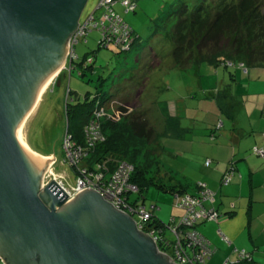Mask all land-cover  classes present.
<instances>
[{
    "label": "water",
    "instance_id": "water-1",
    "mask_svg": "<svg viewBox=\"0 0 264 264\" xmlns=\"http://www.w3.org/2000/svg\"><path fill=\"white\" fill-rule=\"evenodd\" d=\"M87 2L0 0V257L6 264H176L98 190L70 198L60 182L45 184L56 155L28 146L27 116L66 67Z\"/></svg>",
    "mask_w": 264,
    "mask_h": 264
},
{
    "label": "trees",
    "instance_id": "trees-1",
    "mask_svg": "<svg viewBox=\"0 0 264 264\" xmlns=\"http://www.w3.org/2000/svg\"><path fill=\"white\" fill-rule=\"evenodd\" d=\"M132 1L136 6L132 11H128V6L123 3V0H116L114 4L109 5V8L104 5L102 6L100 3V6L89 15L91 16L90 19H88L89 16L85 18L87 21L83 22L82 25H84V27L81 28L73 45L74 54L72 55V60L67 63V67L57 75V78L64 75L65 72L66 76L68 75L69 78L70 76L72 77L74 72L80 77H83L88 69L91 71L92 69L95 70L97 56L87 54L86 57L80 59L76 44L84 37L85 41H88L86 36L89 32L97 29L100 32V39L98 41L99 49L109 48L112 45L116 46L115 35L117 36V34L114 33L113 28L111 27L106 31L103 28L104 26H112V20L115 19L114 16H119L122 22L128 25L124 30L127 41L122 45L116 46L119 48L120 52H126V60L128 58V53H131L133 56L132 59L129 60L131 62L135 61L136 63L140 62L143 54H147L149 59H151L150 57L152 56V58H156L159 61L155 69L154 66H151L152 64L149 63L150 69H154L153 73L163 68V61L159 58V51L152 47H148L144 50V39L135 33L133 27L117 10V5L119 4L124 7L126 12H135L138 8V2L136 0ZM183 3L184 4L173 13L176 23L171 32L173 66H171L170 70H173L174 67L182 69L183 71H189L190 68H195V73L198 77H203L205 65L211 66L210 68L214 70L219 68V66L228 68L229 66L239 65L240 68L246 69V72L249 71V66L264 67L263 0H196L192 2L193 6L191 7L185 2ZM99 9L103 11L97 17L95 14ZM107 16L111 17L112 20L107 19ZM139 41L143 42V47H141L138 52H134L135 43ZM226 41L229 43L226 44ZM248 64L249 66H247ZM209 67L207 68L208 71ZM230 76L231 73L229 78ZM146 77L148 78V76L145 75L141 81L142 87L144 86L143 92L147 87ZM236 79H239V76L232 73L230 80L235 82ZM213 89L216 90L214 92H217L216 100L212 96V90L206 93L208 94L207 98L211 99V102L215 100V103L213 102L214 110L212 113L215 111L220 112L225 117L230 118L229 111L232 106L225 100L224 97H226V95L224 94V96H222V92L221 90H217L218 88ZM138 90H142V88ZM112 91L115 92L114 89H112ZM143 92H141V94H143ZM68 95L69 97L66 99L67 103L69 100L73 99L71 98V90ZM89 96L91 97L90 103L92 104V109L89 111L84 124L82 138L74 139L75 135L71 133L70 125H68L67 131L64 132L67 134L66 136H72V143L75 144V147L80 149L81 158L78 162L84 163L85 166H87V171H89V173H83L84 177L88 175V177L91 178V173L94 172V175H103L104 179H102L104 183L109 184V182L115 181L114 175L120 170L121 165L126 164L130 171L128 185L133 184L137 186V190L128 192L138 194L133 200H130V194L126 195V201L129 207L132 206L135 209H139L145 205L144 194L146 190L154 186L160 191L170 192L180 197L192 195L198 200V203L195 204L196 208L194 212L202 213V210H204L203 213H209L210 208L205 206L204 201L210 197L202 193L204 190H210L206 183H204L205 185L202 187L200 182H198L199 192L190 194L183 191L181 188L183 183L178 180L177 174L168 168V166L166 168H161L160 164L163 162L159 157V151L163 150L164 146L160 142L163 136H168L169 132L174 130L172 129V123L166 124L167 132L161 134L157 132L155 126L149 119L145 118L141 113H135L136 111L125 101L116 99V97L113 98L111 94L107 95V92L101 91L100 89L97 92H92ZM115 100H118L119 103L122 102V105L125 103L127 107L121 106L120 104L117 113L109 112L108 108ZM93 113L97 115L100 114V118L97 124L91 128L90 119ZM262 113L264 114V108L262 109ZM219 121L220 120H218L216 124V128L217 125L221 127L220 124H222V122L219 123ZM95 135L98 136L96 141L93 140ZM210 136L211 138L214 137L213 132H211ZM156 143L158 145L157 147L155 146ZM255 152L259 153L257 148H255ZM205 163L206 165H210L211 159L208 158ZM80 165L81 164L73 166L79 168ZM76 168H74V170ZM80 168L83 169L84 167ZM225 175L222 177L223 183ZM154 208H156V205H154ZM179 208L185 210L181 206H179ZM187 209L178 218L173 215L169 223H165L159 215L150 211L148 212L151 216L146 219H142L137 212L133 214L138 220H142V230L144 232L148 234L151 232L157 237L156 242L158 249L169 254L173 261L178 262L176 251L179 248L185 251L188 249L189 251L196 245L194 242L196 239L201 242L200 244L205 245L209 249L208 242L210 243V240L198 226L201 221H206L207 219L216 220L219 215L218 210L212 209L213 212H216V218H204L203 216L190 218L191 224H187L182 219L185 215H189V210L192 211L191 208ZM168 226L174 229V237L167 234L166 229ZM194 236H196V239ZM189 254L191 256L194 255V251H189ZM207 256L191 264H206ZM242 258L248 260L252 259L248 252H243Z\"/></svg>",
    "mask_w": 264,
    "mask_h": 264
},
{
    "label": "crops",
    "instance_id": "crops-1",
    "mask_svg": "<svg viewBox=\"0 0 264 264\" xmlns=\"http://www.w3.org/2000/svg\"><path fill=\"white\" fill-rule=\"evenodd\" d=\"M142 44L141 41L136 42L133 51L138 52ZM127 56V60L133 57L131 53ZM150 58L151 66L155 69L159 61L152 56ZM210 67L206 71L215 73L219 82L212 85L210 76L204 75V80L198 77L199 83L202 90H206L205 93L213 91L215 100L217 92L213 88L221 90L222 96L226 95L225 100L232 106L230 118L216 111L210 116L202 113L206 110L203 104L211 100L204 94L198 100L193 95L198 111L183 115L175 97L155 99L152 101L154 107L143 104L140 95L144 86L129 98L122 95L115 85L114 91L117 99L125 101L135 113L149 119L157 132L165 134L166 124L172 123L174 130L167 137L175 139L171 149L177 152V160L172 161L168 168L182 181L183 191L198 193V182L206 183L214 191V198H207L204 203L207 208L218 210L219 215L216 220L207 219L198 226L211 243L206 264H264V67L250 66L248 72L238 68L240 79L235 82L230 80L231 72L226 74L222 70L225 66L215 70ZM154 69H150L146 77L147 86L157 79L159 69L153 73ZM240 72L246 75L245 78L240 77ZM135 77L133 73L132 78ZM118 78L121 81L124 75ZM168 83L169 80L165 79L160 89L165 90L169 87ZM184 107L188 111L191 105L186 102ZM155 119H158V123ZM218 120L222 124L216 128ZM255 148L262 149L263 154L255 152ZM208 158L211 159L210 165L205 163ZM231 170L232 180L228 184L223 183L222 177ZM157 197L164 202L171 200L169 196L161 194ZM176 202L177 196L174 210L178 218L185 210L176 209ZM243 252L250 253L252 259H243Z\"/></svg>",
    "mask_w": 264,
    "mask_h": 264
},
{
    "label": "rangeland",
    "instance_id": "rangeland-1",
    "mask_svg": "<svg viewBox=\"0 0 264 264\" xmlns=\"http://www.w3.org/2000/svg\"><path fill=\"white\" fill-rule=\"evenodd\" d=\"M138 2V8L135 12H126L124 7L117 5V10L122 14L124 19L133 27L136 34L140 35L145 42V49L152 47L159 51V58L163 61V68L158 70L156 80L153 83L148 84L146 90L140 95V100L147 106H153L152 101L155 99H166L167 97H175L179 105L180 112L184 115L189 113L190 115L197 112L198 109L195 106L194 101L198 100L202 95L207 98L206 90H202L199 83L198 75L195 73V68H190L189 71H183L173 66L172 59V38L171 32L175 26V16L173 13L181 7L183 2L187 3L190 7L193 6L196 0H136ZM103 0H88L83 13V22H86L90 14L100 6ZM264 4V0H263ZM264 10V9H263ZM102 9L97 10L96 16L98 17L102 13ZM128 11H132L129 9ZM82 27H84L82 25ZM88 41H85V37L76 44L77 52L80 54V59L89 55H96L95 70H87L83 77H80L76 72L72 77L64 75L56 76L46 86L40 96V100L36 103L34 110L29 114L27 118L26 131L27 142L31 148L38 151L40 154L49 156L56 155L55 161L50 165L49 169L45 172V182L51 180L52 177H56L58 180L64 182L66 186H72L76 184V174L74 168L68 163L71 157L67 151L69 147L68 140L64 132L67 131L68 125H70V131L76 139H81L83 136V128L86 122L89 111L92 109L91 97L92 92L101 91L107 92V95H112L115 92L114 85L117 86V90L128 98L133 92L142 88L141 81L145 75H148L150 71V59L147 54L141 56L140 62L136 63L130 60H126V52H120L119 48L112 45L109 48H98V41L100 39V32L96 29L86 36ZM226 44L229 42L226 41ZM147 46V47H146ZM120 52V53H119ZM143 53V52H142ZM129 62L131 65H129ZM208 65H205L204 75L210 76L211 84L216 85L219 80L216 74L210 75V72L206 71ZM249 66V64L247 65ZM67 67V66H66ZM65 67V68H66ZM250 67V66H249ZM237 68L239 65L223 67V71L226 74L229 72L233 74H239ZM244 69V68H243ZM94 70V71H93ZM164 70V71H163ZM169 70V71H168ZM245 71V70H244ZM221 72V71H220ZM59 72L58 74H60ZM135 73L136 77L132 78V74ZM123 74L124 79L129 78L128 81L119 80V76ZM246 76V75H245ZM245 76L240 72V77L243 79ZM57 78V79H56ZM188 78V80H187ZM165 79H169V87L165 90H161L160 86ZM240 79V78H239ZM204 80V76H203ZM186 82V83H185ZM72 92L73 99L67 103L69 92ZM188 90L190 91L188 93ZM193 95L195 100L193 101ZM177 97H180L179 100ZM117 99V98H116ZM208 99V98H207ZM87 102V103H86ZM189 102L191 107L188 111L184 105ZM215 103V100H213ZM122 103V102H121ZM118 100H115L112 105L109 106V112L117 113L120 108ZM121 106L127 107L125 103ZM206 110L202 113L212 114L214 107L209 100L203 104ZM131 108H133L131 106ZM158 123V119H155ZM184 122V119H183ZM164 149L159 151V157L161 158V168H166L172 161H176V153L173 148L175 139L163 136L160 142ZM67 148H66V147ZM157 147V143L155 144ZM154 147V145H153ZM173 151V152H172ZM67 159V160H66ZM70 159V160H69ZM75 160V159H74ZM71 163V162H70ZM164 164V165H163ZM161 170V169H159ZM130 200H133L137 193L128 192ZM159 194L169 196L171 200L164 202L157 197ZM121 195V194H120ZM145 205H143L146 211H150L164 221L169 223L173 215H177L174 210V202L176 195L170 192L160 191L156 187H151L146 190ZM166 201V200H165ZM178 201V199H177ZM177 203V202H176ZM168 204H171L170 206ZM156 205V208H154ZM176 209L179 208L175 204ZM167 234L174 237L175 231L168 226L166 229ZM192 252V249L189 250ZM0 264H6L0 257Z\"/></svg>",
    "mask_w": 264,
    "mask_h": 264
},
{
    "label": "built area",
    "instance_id": "built-area-1",
    "mask_svg": "<svg viewBox=\"0 0 264 264\" xmlns=\"http://www.w3.org/2000/svg\"><path fill=\"white\" fill-rule=\"evenodd\" d=\"M116 0H103V2L101 3L102 6H106L107 8H109V5L114 4ZM123 3L125 5L128 6V10L131 9L133 10L136 6L135 3L132 0H123ZM91 16H89L88 19H90ZM107 19L112 20L111 17H106ZM115 19H113V24L112 26L110 25L109 27L104 26L103 28L106 30L110 29L111 27L114 30V33L117 34V36L115 35V43L119 46L124 44L127 41V38L125 37L126 33L124 32V30L127 28V24H125L124 22H122L121 18L119 16H114ZM87 24V23H86ZM82 28V26H81ZM81 28L79 29V31L73 35L71 37L70 40V51L68 54V60L69 62L72 60V55L73 53V45L75 43L76 37L78 35V33L80 32ZM106 33V32H104ZM108 45V44H106ZM100 114H96L93 113L92 117H91V122H90V127L93 128L95 126V124H97L98 119L100 118L99 116ZM97 127V125H96ZM66 140H68L69 143V149L67 150L69 153V157H71L72 160H70L71 163H75L77 162L78 158L81 156V152L79 151L80 149L75 147V144L72 143V136H66L65 137ZM98 138L97 135H95L93 137V140L96 141ZM66 147V146H65ZM67 148V147H66ZM259 151V153L263 154V150L262 149H257ZM261 150V152H260ZM75 159V160H74ZM83 173L86 174V172L89 173V171H87L86 169H82ZM232 170L227 172L225 177H224V183H229L232 180ZM87 173V174H88ZM103 175H94V172L91 173V178L88 177V175L81 176L78 179V184L73 186L71 190H69V194H71L72 192L77 193L78 191H80L81 189H84L86 187H91L94 188L96 190H98L100 193H102L105 198H107L110 202H113V204L117 207L120 208L123 211L126 212H132L135 213L137 212L139 214V216L142 219H146L149 218L151 215L148 211H146L145 207L142 206L139 209H135L132 206L129 207L128 202L126 201V195L128 193V191H135L137 190V186L135 185H128V180L130 178V171L127 168L126 164H122L120 170H118L116 172V174L114 175V182H109L108 183H104V178ZM46 184V182H45ZM200 185L203 187L205 184L204 183H200ZM127 186V187H125ZM203 194L209 196L210 198H214L213 197V192L211 190H204L202 191ZM121 194V195H120ZM178 201L177 204L179 206H181L182 208H184L185 210L187 208H191L192 211L189 210V215H185L184 217H182L183 221H185V223L187 224H191V220L190 218H198L203 216L204 218H213L216 216V212H213L212 209L209 210V213H203L204 210H202L203 212H194L195 208H196V203H198V200L193 197L192 195H184L183 197L178 196L177 197ZM188 210V209H187ZM190 216V217H189ZM216 218V217H215ZM138 227L139 229H143V222L142 220H138ZM151 236H153L154 240L157 241V237L153 235V233H151ZM180 235V233H179ZM194 238L196 239V236H194ZM195 242V246H193L192 250L194 251V255H190L188 249L182 250L181 248H179L176 252L178 255V259L177 261L180 264H191L194 261L197 260H202L204 258V256H206V254L208 252H210V250L208 249V247H206L203 244H200L201 242L199 240H194ZM185 251V252H184Z\"/></svg>",
    "mask_w": 264,
    "mask_h": 264
},
{
    "label": "flooded vegetation",
    "instance_id": "flooded-vegetation-1",
    "mask_svg": "<svg viewBox=\"0 0 264 264\" xmlns=\"http://www.w3.org/2000/svg\"><path fill=\"white\" fill-rule=\"evenodd\" d=\"M82 24H83V20L81 21V26H82ZM84 26V25H83ZM51 82H53V81H51ZM80 158L81 157H79L78 158V160H77V162H75V163H70V162H68L71 166L72 165H78V164H81L80 165V167H84L83 169H86L87 170V166H85V164L84 163H80V162H78L79 160H80ZM67 160V159H66ZM74 166H72V167H74ZM76 168V167H74V168H76L75 169V174H76V184H74V185H72V186H66L65 184H64V182L63 181H61L60 179L58 180L56 177H52V179L51 180H47L48 182H46V184L48 185V184H50L51 182H53L54 180H56L57 182H60V184H62V186L64 187V189H65V191L67 192V194H68V196H70V198H72V197H74L75 196V194H74V192H72L71 194H69V190H71L72 189V187L73 186H75V185H77L78 184V179H79V177H81V176H83V171H82V169L81 168ZM45 187V186H44ZM136 221H138V219L135 217V215L132 213V212H128ZM145 233V232H144ZM164 253V252H163ZM167 254V253H166ZM168 255V254H167Z\"/></svg>",
    "mask_w": 264,
    "mask_h": 264
},
{
    "label": "bare ground",
    "instance_id": "bare-ground-1",
    "mask_svg": "<svg viewBox=\"0 0 264 264\" xmlns=\"http://www.w3.org/2000/svg\"><path fill=\"white\" fill-rule=\"evenodd\" d=\"M115 44H116V43H115ZM116 46H117V44H116ZM55 75H56V74H55ZM55 75L47 81V83L45 84L44 88L42 89V91H41V93H40V95H39V97H38L36 103H38V101L40 100V96H41L42 92L44 91V89L46 88V86L50 83V81L55 77ZM112 97L115 98V97H116V94H115V93L112 94ZM36 103H35L34 106L32 107V109H31V111L29 112V114L34 110V108H35V106H36ZM29 114H28V116H29ZM28 116H27V118H28ZM28 146L30 147L29 144H28ZM30 148H31V147H30Z\"/></svg>",
    "mask_w": 264,
    "mask_h": 264
},
{
    "label": "clouds",
    "instance_id": "clouds-1",
    "mask_svg": "<svg viewBox=\"0 0 264 264\" xmlns=\"http://www.w3.org/2000/svg\"><path fill=\"white\" fill-rule=\"evenodd\" d=\"M88 18H89V17H88ZM80 22H81V21H80ZM67 63H69L68 57H67ZM67 63H66V65H67ZM64 69H65V68H64ZM62 70H63V69H62ZM62 70H61V71H62ZM245 70H246V69H245ZM61 71H60V72H61ZM57 75H58V74H57ZM57 75H56V76H57ZM56 76H55V77H56ZM55 77H54V78H55ZM54 78H53V79H54ZM225 184H226V183H225ZM227 184H228V183H227ZM75 195H76V193H75ZM177 197H178V196H177ZM176 204H177V203H176ZM177 205H178V204H177ZM178 206H179V205H178ZM125 212H126V211H125ZM127 213H128V212H127ZM137 224H138V223H137ZM138 226H139V225H138ZM138 228H139V227H138ZM152 237H153V236H152ZM156 243H157V242H156ZM208 244H209V245H208V246H209V250H210V252H211V249H210V248H211V247H210V243L208 242ZM168 255H169V254H168ZM175 262H176V261H175ZM176 264H180V263H179V262H176Z\"/></svg>",
    "mask_w": 264,
    "mask_h": 264
}]
</instances>
